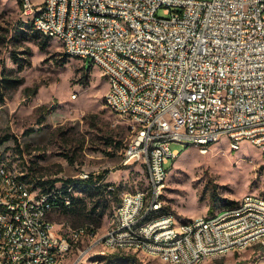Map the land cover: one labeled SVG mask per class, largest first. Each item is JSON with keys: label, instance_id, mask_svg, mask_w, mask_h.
Listing matches in <instances>:
<instances>
[{"label": "built area", "instance_id": "2783aa9c", "mask_svg": "<svg viewBox=\"0 0 264 264\" xmlns=\"http://www.w3.org/2000/svg\"><path fill=\"white\" fill-rule=\"evenodd\" d=\"M20 2L23 16L33 14L35 25L64 34L65 52L78 50L81 60L105 64L104 75L115 80V90L104 95V103L115 102L116 113H122L132 128L122 153L124 165H144L152 190L149 196L136 191L122 197L108 235L94 239L86 226L66 236L57 232L50 215L68 206L59 202V195H64L61 184L30 196L9 178L10 188L0 185V203L17 208L18 217L29 220L30 230L11 226V218L0 213V240L12 248L2 264L61 261L86 239L90 244L138 242L156 256L196 264L212 252L264 234V204L246 196L239 210L217 221L197 216L182 243H174L175 232H170L176 216L172 212L166 220L142 226L146 212L164 207L163 175L169 174L168 164L180 153L172 149L174 144H192L207 154L209 140L230 138L235 145V139L247 138L253 145L264 143V0ZM63 4L73 5L71 24H64ZM35 8H49V15L35 16ZM122 20L134 24L133 37H126ZM98 27L108 28L105 45H98ZM134 122L142 123L141 135H133ZM0 175H8V170L0 167ZM9 192H16L17 200L2 203V195ZM144 199H151V206H144ZM33 231H41V242H33ZM18 249H29V257L16 259ZM90 250L91 245L82 254Z\"/></svg>", "mask_w": 264, "mask_h": 264}, {"label": "rangeland", "instance_id": "374dc122", "mask_svg": "<svg viewBox=\"0 0 264 264\" xmlns=\"http://www.w3.org/2000/svg\"><path fill=\"white\" fill-rule=\"evenodd\" d=\"M35 30L32 17L23 16L20 0H0V80L22 79L16 89L11 85L3 90L0 141L7 140L0 146V157L36 191L51 181L60 185L85 174L104 176L100 184L111 187L105 198L97 188L77 186L76 211L50 215L57 232L66 236L94 225L76 218L95 208L94 219L104 213L96 230L97 237H103L114 225L117 201L125 193L146 190L149 174L142 164L124 165L131 123L104 103L109 79L103 70L68 57L60 39L47 40L39 31L34 35ZM172 149L180 153L168 164L162 200L176 215L177 225L214 216L238 205L244 196L264 199V152L252 143L243 141L239 150H232L230 140L223 138L207 154L192 144L176 143ZM232 202L237 204L228 207ZM90 245L87 239L76 245L60 264H168L140 252L107 251L102 245L82 254ZM203 264H264V249L254 246L210 257Z\"/></svg>", "mask_w": 264, "mask_h": 264}, {"label": "bare ground", "instance_id": "6f19581e", "mask_svg": "<svg viewBox=\"0 0 264 264\" xmlns=\"http://www.w3.org/2000/svg\"><path fill=\"white\" fill-rule=\"evenodd\" d=\"M32 17L33 21V14H26ZM49 15V8H35V16H48ZM63 19L64 24H71L74 19V11L73 5L71 4H63ZM34 27L37 31L41 32L42 34L60 39L63 44L65 45V38L64 34H53L50 32L48 28H42L35 25V21H33ZM122 29L124 30L126 37H133L134 34V24L130 22V20H122ZM108 36V28L107 27H98L97 32V40L98 45H105L106 38ZM68 57L78 58L80 59V53L78 50H68L66 52ZM95 65L103 70L106 74V66L103 62H95ZM109 79V89L106 92V95H111L113 90H115V80ZM106 106L111 110V112L122 116V113H116L115 110V102H107ZM142 134V123L141 122H134L133 126V135H141ZM223 138L219 140H209L208 141V152L211 150L212 146L218 142H220ZM230 140V138H228ZM243 141H247V138H239L235 139V145L232 144V140H230V145L232 150H239ZM235 146H239L235 148ZM255 146L258 147L261 151L264 152V143L263 142H256ZM198 147V146H196ZM202 153L205 154L204 150H201ZM177 158V157H176ZM0 167H3L4 170H8V175H0V185L3 184V188H10V180L14 183H20L23 186V194L30 195V196H39L40 190L36 191L26 179L15 170L11 168L6 160L1 159L0 157ZM169 174L163 175V183L166 182ZM10 178V180H9ZM149 181H151V174H149ZM149 190H152V182H149V187L146 190L139 191V196H149ZM132 196V193H125L123 197ZM253 197L255 201H262L264 204V199L254 197V196H247ZM17 200V193L16 192H9L5 195H2V203H10ZM59 202L68 203V206L65 208L72 206L71 197L68 195H59ZM243 203V199L240 203L234 207L225 209L214 216H203L204 220L207 221H217L218 218H221L224 214L231 213L233 211L240 209V204ZM144 206H151V199H144ZM170 212V211H169ZM0 213L2 216L11 218V226L16 228H20V230H30V222L24 218L18 217V209L17 208H4V204L0 203ZM168 218V211L165 207H155L151 209L149 212H146L144 218H142V226H150L157 223L159 220H166ZM192 222H196L195 219H191L188 221H183L179 225L176 224V216L173 217L172 222H170V232H175L174 236V243H182L183 238H187V226H190ZM108 233L103 236L106 237ZM94 239H102V237H97L95 234H91ZM33 242H41V231H33ZM255 244H263L264 245V234H257L256 241L255 240H247L239 245L232 246V249L226 250H217L212 252L210 257L226 255L229 253L234 252H244L250 247ZM103 246L107 251H135L140 252L150 257H155L160 259L161 261L168 263V264H187L186 261H178L177 259H170L164 258L163 256H156V252L154 250L149 249L146 246H140L138 242H130V245L127 244H118L113 243L111 241H93L91 243V250L93 247ZM4 255H12V248L10 243H6L4 240H0V264H2ZM29 257V249H18L16 252V259H27ZM208 258L201 259V261H197L196 264H203L204 261ZM64 259V258H62ZM62 261V260H61ZM60 260H53L50 264H60Z\"/></svg>", "mask_w": 264, "mask_h": 264}, {"label": "trees", "instance_id": "16d2710c", "mask_svg": "<svg viewBox=\"0 0 264 264\" xmlns=\"http://www.w3.org/2000/svg\"><path fill=\"white\" fill-rule=\"evenodd\" d=\"M21 3V2H20ZM34 32V31H33ZM37 34H40L38 31L35 30L34 32V35H37ZM48 36H46V39L48 40ZM46 40V42H48ZM18 60V59H17ZM87 67L90 68L93 63L91 61H87ZM12 72V71H11ZM22 83V79H19V80H11L9 79L7 76L3 77L1 80H0V103L4 102L5 100V93L3 92L4 88L5 89H8L11 85H14V89H16L17 87L20 86V84ZM7 140L4 139V140H1L0 141V146ZM24 178V177H23ZM25 178L27 179V177L25 176ZM24 178V179H25ZM28 180V179H27ZM104 180V176H99V177H93V176H89L87 179H74V180H70L68 181L67 183H61V187H60V192L64 195H69L71 197V200H72V206L70 207H67V208H62L60 209L59 211L61 210H65V211H71V212H75L76 211V207L78 205V197L75 196V188L77 186H81V187H85L87 189H92V188H97L98 192H100L102 194V198H105L103 196V194L105 193H108V192H111L110 190V186H107V187H103L102 184H100L102 181ZM29 181V180H28ZM30 182V181H29ZM58 180L56 181H51V182H48L46 183V185L44 186H37L36 189H40V188H43L44 190H50V189H53V188H56V185ZM31 183V182H30ZM32 184V183H31ZM49 185V186H48ZM33 186V185H32ZM34 188V187H33ZM69 188H72V191H68ZM92 190H95V189H92ZM107 190V191H106ZM120 201H117L118 204ZM237 203H230L228 207H231V206H234L236 205ZM87 205H84V207L86 208ZM98 206V205H97ZM119 206V205H118ZM75 208V209H73ZM84 208V209H85ZM87 209V208H86ZM85 209V210H86ZM167 211H169L168 209H166ZM95 211V208L93 211H88V212H83L82 213H79L80 216H77V221L78 223H94V225H87L86 227H89L90 228V232L91 234H95L96 235V230L98 227H100V224H101V221L103 219V216H104V213H101L98 215V218L97 219H94L92 217V215L94 214L93 212ZM79 212V211H78ZM78 212L76 214H78ZM82 227H85V226H82ZM261 248H264V246L260 245Z\"/></svg>", "mask_w": 264, "mask_h": 264}, {"label": "crops", "instance_id": "0c3cea01", "mask_svg": "<svg viewBox=\"0 0 264 264\" xmlns=\"http://www.w3.org/2000/svg\"><path fill=\"white\" fill-rule=\"evenodd\" d=\"M36 4H40V3H42L43 2V0H41V2L39 3V0L38 1H34ZM260 245H262V244H255V245H253L252 247H254V246H259V247H261ZM262 246H264V245H262ZM251 248V247H250ZM261 249H264V248H261Z\"/></svg>", "mask_w": 264, "mask_h": 264}]
</instances>
